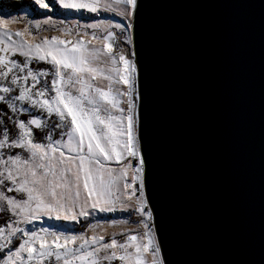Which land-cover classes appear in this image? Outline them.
Listing matches in <instances>:
<instances>
[{
	"label": "snow or ice",
	"instance_id": "1",
	"mask_svg": "<svg viewBox=\"0 0 264 264\" xmlns=\"http://www.w3.org/2000/svg\"><path fill=\"white\" fill-rule=\"evenodd\" d=\"M143 7L32 0L40 18L0 15V264H172L147 189Z\"/></svg>",
	"mask_w": 264,
	"mask_h": 264
},
{
	"label": "water",
	"instance_id": "2",
	"mask_svg": "<svg viewBox=\"0 0 264 264\" xmlns=\"http://www.w3.org/2000/svg\"><path fill=\"white\" fill-rule=\"evenodd\" d=\"M147 189L172 264H264V0H143Z\"/></svg>",
	"mask_w": 264,
	"mask_h": 264
},
{
	"label": "rangeland",
	"instance_id": "3",
	"mask_svg": "<svg viewBox=\"0 0 264 264\" xmlns=\"http://www.w3.org/2000/svg\"><path fill=\"white\" fill-rule=\"evenodd\" d=\"M30 13H31V15L35 16V18H40L35 13V11L34 12L31 11ZM30 13H28V14H30ZM0 15H5V16H7V15H21L22 16L23 13L11 12V11H8L7 9L3 8V7H0ZM66 15H68V18L69 19H80L81 20V23L85 22V18L84 17H81L80 14H78V13H66ZM86 16H87V14H85V17ZM23 27H24V24H22V23H17L16 25L13 26L14 30L15 29H20V28H23ZM52 35H57V36H60L61 38H65L62 33H59V32H57L55 30L48 29L47 26H45V30L40 33V36L41 37H50ZM67 39H75V37L74 36L67 37ZM124 215H126V214L125 213H121V212H117V213H113V214H108L107 216H104V214H101V217L102 218H106V219H110V218H120V217H123ZM49 222L50 221H48V220L43 221V223H45V226H47L46 223L49 224ZM53 223H56L57 224V223H60V222L53 221ZM64 223L65 222H62L61 224H64ZM51 224H52V221H51ZM81 224H83V222H81ZM78 225L79 224H75L73 222V224L71 226L76 231H78L77 230V228L79 227ZM82 230H84V229H82ZM82 230H79V231H82ZM113 230L114 229H111V228L108 229L109 232H111ZM115 230H119V229H115Z\"/></svg>",
	"mask_w": 264,
	"mask_h": 264
},
{
	"label": "trees",
	"instance_id": "4",
	"mask_svg": "<svg viewBox=\"0 0 264 264\" xmlns=\"http://www.w3.org/2000/svg\"><path fill=\"white\" fill-rule=\"evenodd\" d=\"M0 7H3L7 9L8 11L16 12V13H24V12L30 13L31 11L32 12L35 11L32 8V0H0ZM29 16H33V15H31L30 13ZM61 223L62 222L57 223V224H61ZM46 224L48 225V223ZM49 224H51V221L49 222ZM52 224H56V223H53L52 221ZM78 226H79L77 228L78 231L84 229L83 224L80 223Z\"/></svg>",
	"mask_w": 264,
	"mask_h": 264
}]
</instances>
